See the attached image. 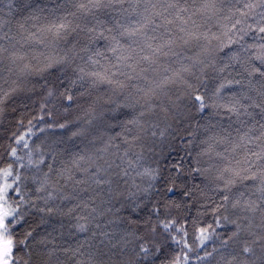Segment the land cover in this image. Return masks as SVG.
<instances>
[{
    "label": "trees",
    "instance_id": "1",
    "mask_svg": "<svg viewBox=\"0 0 264 264\" xmlns=\"http://www.w3.org/2000/svg\"><path fill=\"white\" fill-rule=\"evenodd\" d=\"M244 2L245 0H222L219 7L223 11L212 19H207L199 13L192 16L200 26L199 32L207 33L208 40L203 38L199 41L193 40L188 46L178 50L182 51L184 56L199 55L204 59L205 65L198 66L194 70L195 75L188 78L194 86H199L200 94L211 96L219 84L225 83L226 86L222 90L224 97L247 93L256 102H260L258 91H264L262 87L264 78L258 75L249 77L245 68L250 66V60L259 66V61L254 59V55L260 53L259 45L264 44L262 38L264 33L258 31V22L261 20L260 14L264 13V7L256 8L254 14L246 19L242 25L246 34L235 30L230 33L231 39L238 40V43H229L228 37L224 36L225 25L230 28L231 23L240 18L237 14L231 21L226 20L229 9L241 8ZM187 6L189 13L184 14L185 16L194 11L198 6V0L196 5H193L192 0H188ZM143 8L144 4L141 3L137 11H143ZM123 9H128V12ZM93 11L94 15L87 17L78 12L75 17L71 16L70 13L76 12L74 0H12L11 11L7 0L0 3V20L7 21L0 35L7 34L8 37L14 38L0 40V45L6 49L0 53V98H3L5 92L9 93L7 98H3V103H0V169L13 164L19 170L21 194L30 201L24 205L26 213L24 221L15 228L16 238L21 240L24 239V233L32 232V236L24 244L14 249V257L19 258L17 264H22L25 260L29 264H46L47 253L53 249L56 251L51 264H55L57 260L60 264H76V260L82 258L79 254L76 256L72 254L78 247L85 253L84 258L91 253L97 264H172L177 255L182 257L189 248H191L189 264L218 262L224 264L221 256L227 259L240 250V244L234 241H229L227 246L222 245V241L228 240L235 231V226L223 220L220 225L214 223L217 215L213 213L212 208L220 202L222 195L214 191L212 177L215 172L200 175L192 169L195 167L204 169L209 165L219 166L226 162L214 154L211 159L209 156H198L206 147L200 142L213 135L218 140L227 138L224 143L215 146L216 151L224 152L228 160L241 159L244 150L238 149L233 153L231 147L240 133L246 131L245 126L234 116L229 118L223 113L220 116L211 115L213 109L197 113L194 105L185 98L179 102L180 109L170 107L167 117L157 110L155 116L145 118L149 124H159V129L147 128L146 132L141 133L135 125H128L132 128V131L128 132L125 123L140 111L139 106L135 109L121 107L119 110H113L115 105L106 102L111 93L104 87L91 88L87 82H84L83 87L71 84L75 79L72 69L83 63L80 57L86 58L89 54L80 49L85 46L93 50L103 49L107 44L104 40L90 44L87 27L95 24L96 20L106 21L103 27H111L114 31L112 33L106 31L105 35H117L116 21L128 24L131 20L137 19L128 3L123 7L117 4ZM65 17L72 21L73 27L79 24L80 28L66 37L62 35L57 38L53 32L48 31V28L52 24L62 22ZM20 24L24 25V29L19 27ZM188 27L191 29L192 25ZM172 28L175 32L176 25ZM31 34H35L34 37ZM117 38L126 45L132 43L128 37L117 35ZM41 40L43 43L39 42ZM13 52L24 55L25 59L13 63ZM66 53L69 64L58 65L41 74L20 71L23 64L35 66L42 63L45 56L61 58ZM108 55L111 56L110 53ZM169 63L172 61H162L163 66ZM146 75L149 81L159 78L158 73L152 70ZM229 80H239L241 83L227 84ZM131 83L144 87L147 81L138 79ZM127 91L132 93L133 98L136 96L135 89L130 88ZM185 91L184 86L180 84L170 87L173 100ZM65 93L71 94L74 99L67 100L66 95H63ZM97 97L101 99L98 100ZM244 103L250 104L251 101L245 100ZM249 111L254 113L255 121L264 123L259 115V109L250 108ZM241 119L245 120L248 126L254 123L250 117ZM61 124H65L66 127H59ZM198 125L206 126L207 131ZM237 129H240V133ZM153 130L157 131L154 137L150 135ZM161 130L165 133L163 137L159 135ZM76 131L82 134L73 136L72 133ZM190 133L195 134V142L192 144L188 143L192 139ZM137 134L141 135L142 139L132 147V152H139L143 146L144 167L157 169L158 175L151 181L147 177L137 178L136 183L140 188H147L148 191L142 193L131 207L122 206L129 202L123 198L117 199L114 192L110 193L108 185L97 186L86 173L74 171L73 179H67V172H64V175L59 174L71 167L72 160L79 155L86 157L82 162L85 167L88 158L101 164L105 160L120 163V157L129 147L124 143L125 137L131 139ZM251 135H259L258 126ZM21 136L24 140L17 143ZM25 143L28 144V148H24ZM117 145L119 147H116ZM248 147L254 151L258 150L255 143ZM103 148H107V151L102 154L98 152V149ZM13 149H16V157H22V160L18 161L11 155ZM226 149L228 151H225ZM29 152L32 153L33 160L43 154L45 163L40 166L39 171L35 167L27 166ZM100 155H103V160L97 159ZM197 159L199 164L196 163ZM20 164H24L25 167L21 168ZM49 164L52 165V172L49 173L51 186L48 191L37 192L40 184L36 183L34 178L43 181V174L48 172ZM116 171L119 170L113 167L110 174ZM116 179L113 176V180ZM78 180L85 182L77 183ZM246 184L251 185V182ZM119 185L120 190L124 191L125 185L122 180L119 181ZM115 187L114 183L112 188ZM169 188H172V191H168ZM48 192L52 193V199H48ZM185 192H191L193 195L186 196ZM33 203L35 207L32 206ZM49 207L54 211L51 213L39 211L41 208ZM109 208L112 209L111 212L108 211ZM117 208L120 209L119 212L116 211ZM219 215H227L229 219H236L238 215L241 217L248 215L253 220L257 234L262 231L256 227L260 224L259 213L251 216L229 208ZM83 216L88 217L86 232L77 228L79 223H85L79 219ZM108 221L114 223L109 224ZM169 221H174L175 227L183 231L177 233L173 228L165 232L160 222ZM210 224L215 228V232L211 234L210 239L201 244L200 229ZM153 228L156 229L154 233ZM105 231L110 234V242L109 238L99 235ZM144 236L148 237L151 252L147 260L137 256L138 245L142 242L137 237ZM173 236L176 241L181 242L176 243L171 238ZM242 239L251 237L245 233L242 234ZM124 240L128 243L125 244ZM157 246L159 251L156 250ZM214 248L217 251L207 260L197 259V256H204L205 252H212ZM64 249L68 251L65 252Z\"/></svg>",
    "mask_w": 264,
    "mask_h": 264
},
{
    "label": "snow or ice",
    "instance_id": "2",
    "mask_svg": "<svg viewBox=\"0 0 264 264\" xmlns=\"http://www.w3.org/2000/svg\"><path fill=\"white\" fill-rule=\"evenodd\" d=\"M4 0H0L3 3ZM9 10L11 11L12 0H7ZM125 3H128L132 9V13H135L137 19L131 20L130 23L124 24L120 21H116V30L119 37H128L132 40L131 44H124L117 35L106 36L105 32L112 33L113 28H105L103 25L106 21L96 20L95 24L91 27H87L89 35V43H94L97 40H104L107 42L106 47L92 49L88 46L80 49L84 53H89L86 58L80 57L83 63L73 68L72 71L75 73V79L71 81L72 86L79 84L83 87L84 82H87L91 88L104 87L108 90L109 95L106 101L109 104L115 105L113 110H119L121 107L137 108L139 106L140 111L132 117V119L126 121L125 128L128 132L132 131V128L128 125H135L139 131L146 132L147 128L159 129V124H149L145 119L146 117L155 116L157 110L164 113L167 117L170 107L180 109V101L187 98L195 107L197 113H203L206 109H213L211 115L220 116L222 113L231 117H235L236 120L245 126L246 131L240 133V129L237 132L240 135L235 141L232 142L231 151L235 153L238 149L244 150V155L241 159L228 160L224 152L215 150L217 144L224 143L227 139H217L215 135L207 137L200 143L206 145V147L198 153V156H209L211 159L214 154L216 157H221L224 161L219 166L209 165L208 168L195 167L192 171L205 175L214 171L215 174L212 177V182L215 184L214 191L222 193L220 196V202L216 203L212 208L214 214L217 215V219L214 221L216 225H220L221 220L227 221L235 226V231L228 237V240L222 241L223 246H227L229 241H234L240 244V250L236 254L230 255V258L225 259L221 256V261L224 264H264V123L255 121V116L250 108L259 109V115L261 120H264V91H258V95L261 97L260 102H256L252 97L248 96L247 93L242 95H231L224 97L222 90L226 84L221 83L211 94L207 96L199 93V86L193 85L189 81V77L195 75V69L198 66L205 65L204 59L199 55L196 57L184 56L182 51L188 46L193 40L199 41L201 38L208 40L207 33L199 32V25L196 24L192 16L199 13L207 19H212L223 11L219 5L222 0H198V6L195 7L194 11L185 16L184 14L189 13V7L187 6L188 0H74V7L76 12L70 13L71 16L75 17L78 13L83 14L85 17L94 15L95 9L102 7H110L113 5H120L123 7ZM144 4L143 11H137L140 4ZM193 5L197 4V0H192ZM264 7V0H245L241 8L229 9V15L225 17L226 20L231 21L233 16L239 15L240 18L236 19L234 23H231V27L228 28L225 25L226 31L224 36L228 37L229 43H238L239 41H233L230 33L235 30L246 34L245 29L242 25L246 19L254 14L256 8ZM128 12V9H123ZM261 20L259 23L258 31L264 33V13L260 14ZM178 22V23H177ZM7 21L0 20V31L6 25ZM192 25L190 29L188 26ZM176 25V31H173L172 26ZM19 27L24 29V25L20 24ZM251 27V26H249ZM80 25L77 24L75 27L72 26V21L68 20L67 17L63 18L62 22L52 24L49 26L48 31L53 32L57 38L62 35L67 36L75 32ZM151 33V34H150ZM33 37L35 34H31ZM23 38V37H22ZM219 39V37H216ZM243 36L240 37L242 39ZM264 38V37H262ZM3 39H14L8 37L7 34L0 35V40ZM43 43V41H39ZM135 44V47H133ZM75 47V45H73ZM256 47V46H249ZM261 50L259 54L254 55V59L259 61L257 64L249 61V67L245 68L249 77L260 76L264 78V44L259 45ZM6 51V49L0 45V53ZM111 54V56L108 55ZM79 55V53H77ZM24 55L13 52L12 60L15 63L17 60L23 61ZM171 60L172 63L163 66L162 61ZM69 64L67 53L64 57L55 58L52 56H45L42 63L38 65L23 64L20 71L27 74H41L49 69L58 65ZM177 66H173V65ZM146 65V66H145ZM139 68V72L137 69ZM162 68V71H160ZM152 70L157 72L159 78L148 80L146 73ZM223 71V69H221ZM123 77V79H121ZM143 79L147 81L144 87H139L132 81ZM241 83V81H227V84ZM251 84V80L249 81ZM180 84L184 86L186 91L177 96L175 100L170 95V87L172 85ZM264 87V86H262ZM135 89L136 96L133 98L132 93L127 91L129 89ZM15 91V89H12ZM127 91V96L125 93ZM8 92L3 94V98H7ZM51 95V92H49ZM66 95V99L72 101L74 97L71 94ZM83 95V93H81ZM3 98H0V103H3ZM101 99V97H97ZM245 100H250V104H245ZM241 117H250L254 123L251 126L247 125V122ZM91 121H89L90 123ZM31 123V121L29 122ZM259 128V135H251L254 130ZM59 127H66L65 124L59 125ZM198 127H204L207 131V127L204 125H198ZM80 131L73 132V136L81 135ZM164 131H159L161 137L164 136ZM151 136H156L157 131L153 130L150 133ZM192 139L188 141L189 144L195 142V134L190 133ZM114 139V138H113ZM141 135L137 134L131 139L125 137L124 143L129 145L125 149L123 155L120 157V163H113L104 161L102 164L95 161H91L88 158L87 166H83L82 162L86 160L83 155L76 156L71 163V167L64 169L60 172V175H64V172L68 173L67 179H73L74 171L83 172L89 175V178L97 186L108 185L110 193H115L117 199L123 198L126 203L122 206L131 207L137 199L140 198L142 193L148 191L147 188L141 189L139 184L136 183L137 178L147 177L150 181L155 180L158 175V170L151 167H144L143 165V146L139 152H132V147L141 141ZM24 140V137H19L17 143ZM110 143V142H109ZM256 144L258 150H252L248 146ZM116 147H119L118 145ZM24 148H28V144H24ZM107 148L98 149L101 154L106 152ZM225 151H228L226 149ZM11 155L16 157V149H13ZM191 155V153H189ZM28 167H35L39 171L40 166L45 163L43 154H40L36 160L32 159V153L28 154ZM18 161L22 160V157H16ZM98 160H103V155H100ZM199 164V159L196 160ZM123 165V167L121 166ZM20 167H25L24 164H20ZM115 167L119 171L110 174V170ZM95 169L90 171V169ZM141 169H143L141 171ZM52 172V165H48V172L44 173V180L41 181L38 178H34L36 183L40 184V187L36 189L37 192L48 191L51 186L49 184V173ZM113 176L117 179L114 181ZM207 179V177H205ZM123 181L125 188L124 191L120 190L119 181ZM21 173L16 169L13 164H9L7 168L0 169V264H17L18 257H14V249L18 245H22L25 241L32 236V232L28 231L24 233V239H17L15 235V228L24 221L25 211L24 205L30 203L29 200L25 199V196L21 194ZM84 180H78L77 183H84ZM246 182H251V185H247ZM116 184L115 188H112L113 184ZM151 187V184H149ZM243 188V190H240ZM168 191H172L169 188ZM126 192V195H125ZM186 196H191L193 193L185 192ZM52 193L48 192V199H52ZM47 203V200H45ZM33 207L36 205L33 203ZM229 208L232 210H238L241 213L260 214L259 227L262 231L260 234L254 230L253 220L248 215L237 216L236 219H229V216H220L222 211H226ZM39 211H47L51 213L54 211L53 208H41ZM94 211V210H93ZM112 211L111 208L108 209ZM120 211L119 208L116 209ZM85 221V223H79L77 228L79 231L86 232L87 228V216L79 218ZM246 221V223H245ZM109 224L114 221H108ZM162 227L165 232L171 229H175L177 233L182 232L181 228L175 227L174 221L163 223ZM100 227V225H97ZM155 228L152 229L154 233ZM215 232V228L210 224L207 227L200 229V241L203 244L204 241L211 238V234ZM247 234L251 239H242V234ZM186 235V233H184ZM93 235H96L93 233ZM100 236L109 238L110 234L105 231L99 233ZM176 243L175 237H171ZM123 240V238H121ZM142 242L138 245L139 252L137 256L147 260L150 256V248L148 247V237H137ZM103 242V241H102ZM44 243V241H41ZM119 243V241L117 242ZM127 244L128 241L124 240ZM82 247V245H81ZM116 247V245H112ZM187 247V245H186ZM157 251L159 247L157 246ZM55 249L47 253L48 261L46 264H51L53 257L55 256ZM65 252L68 249H64ZM184 252L183 256L177 255L172 264H189V252ZM217 249H213L212 252H205L204 256H197L198 260L204 261L216 252ZM73 256L79 254L81 259L76 260V264H97L94 256L89 253L85 257V253L80 251L78 247L73 251ZM22 264H29L28 261H23ZM55 264H60L57 260ZM220 264V262H218Z\"/></svg>",
    "mask_w": 264,
    "mask_h": 264
},
{
    "label": "bare ground",
    "instance_id": "3",
    "mask_svg": "<svg viewBox=\"0 0 264 264\" xmlns=\"http://www.w3.org/2000/svg\"><path fill=\"white\" fill-rule=\"evenodd\" d=\"M86 35V34H85Z\"/></svg>",
    "mask_w": 264,
    "mask_h": 264
}]
</instances>
